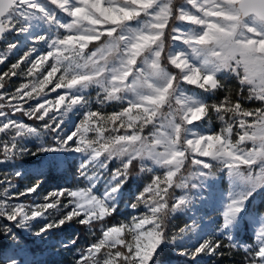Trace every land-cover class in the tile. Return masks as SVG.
I'll list each match as a JSON object with an SVG mask.
<instances>
[{"label": "snow or ice", "instance_id": "6c2138e0", "mask_svg": "<svg viewBox=\"0 0 264 264\" xmlns=\"http://www.w3.org/2000/svg\"><path fill=\"white\" fill-rule=\"evenodd\" d=\"M0 44V65L10 63L0 73V236L11 249L0 264H40L17 230L48 242L73 224L87 246L50 247L73 251L74 264H169L173 253L205 264L225 255L219 236L242 251L240 264H264V212L252 211L264 197V0H0ZM42 154L51 167L78 155L76 183L41 196L37 169L20 189L28 173L16 162ZM134 169L147 180L118 219ZM218 174L229 187L212 197L216 229L195 214L175 226ZM244 231L252 243L239 242Z\"/></svg>", "mask_w": 264, "mask_h": 264}, {"label": "rangeland", "instance_id": "374dc122", "mask_svg": "<svg viewBox=\"0 0 264 264\" xmlns=\"http://www.w3.org/2000/svg\"><path fill=\"white\" fill-rule=\"evenodd\" d=\"M10 39H11V37H10ZM2 50H3V48H0V51H2ZM23 50L24 49L21 48V52ZM19 54L20 53H17L16 55L12 56L10 59V62H15V60ZM9 66H10V63H8V62H6L4 65H0V73L8 71ZM22 67H23V65H22ZM25 82H26V77H24L23 75L13 77V78H11V80L6 79L5 88L8 91H14L16 87H18L19 85H21L22 83H25ZM54 96H55V93H52L49 98H53ZM68 119L72 122V123L68 124V129L70 130L72 128V124L78 120V117L73 115V114H69ZM26 122L33 123L32 121H26ZM216 125H217V122L213 121L212 126L215 127ZM44 139L46 141H50L51 135L50 134L46 135L44 137ZM36 143H38V142H36ZM28 147L33 148V150H34L33 143H29ZM38 161H40V164L36 163ZM16 163H17V166L21 169V171H26L28 174L30 172H34L37 169L43 170V169H46L50 166L48 159H47V156L43 155V154L40 156H35V157L24 156L23 158L19 159ZM79 163H80V158L78 155L69 154L68 158L66 160H63L61 165L58 168L60 170L67 169L68 167L73 168V171L75 172L77 178L79 179V177H78ZM116 163L117 162H113V164H111L112 166L110 165L109 167L113 168L116 165ZM3 170L4 171H11V169L8 168V166H4ZM0 178H3V177L0 176ZM146 180H147V174H144V175H142V177L140 179L137 180V182H141V186H142V184L144 182H146ZM33 182L34 181L31 178V176H28V177L25 176L17 184L19 185L20 189H23L24 187H27L28 185H30ZM137 184H139V183H137ZM209 184L211 185V187L206 186L203 190H197V191H202V200H203V202H202L201 198H197L195 201L196 209H198V211L196 209H194L193 212L189 213L188 215L179 214L184 218V220H185L184 223L185 222L190 223L191 221H190L189 217L193 214H195L198 218H202L203 224L206 225L210 230L216 229L217 225L221 222L219 213L213 210L212 197L216 193H218L220 191H224L226 188L229 187L228 179L226 176L221 177L218 174V176L215 180L209 181ZM52 190L53 189L50 188L48 185H42L41 196L47 194L48 192H50ZM137 191H138V188L136 189L134 194ZM256 200H257V198H256ZM21 201L31 203L32 197H28L27 199L22 197ZM126 208H128V207H126ZM128 209H129V212L132 214L134 210H132L131 208H128ZM77 227H83V226H80L78 224L66 226L64 229L59 230L57 232V235L52 237L48 242H45V241L41 240L40 238H37V237L31 235L27 231H23V230H17V231H18L19 237H20L19 242H20L22 247L29 250V246L31 244H29L27 242H31L32 245L34 244V245L40 247L34 253H30V251H29V254H30L29 258L30 259L38 261V262H40V264H74L75 254L73 251L60 249L57 252L56 250L52 249L50 247V245L59 239L68 240V239L76 238L78 248L86 247L87 244L92 239V237L89 235V233L87 231V233H86L87 239L80 238L78 231L75 229ZM66 228L75 229L76 231L74 232V234H72L70 231H66ZM85 230H87V229H85ZM217 235L219 236L218 232H217ZM219 238L222 242V250L225 252L224 257L226 258V261L227 262L230 261V264H240V261H241L242 256H243L242 251H229V250H227L226 248H224V245L228 244L226 236H219ZM5 240H6V242H8L10 244L9 240H7V239H5ZM24 240H26V241H24ZM239 242H240V240H239ZM218 257L219 256L206 258L205 261L210 260L212 263ZM210 261H209V263H210Z\"/></svg>", "mask_w": 264, "mask_h": 264}, {"label": "trees", "instance_id": "16d2710c", "mask_svg": "<svg viewBox=\"0 0 264 264\" xmlns=\"http://www.w3.org/2000/svg\"><path fill=\"white\" fill-rule=\"evenodd\" d=\"M3 47H4L3 44H0V48H3ZM231 86L235 87V83L232 82ZM36 163L40 164V161ZM43 171L45 172V176L42 178L44 181L43 185H48L52 189H56L58 187H70L73 184H75L76 181L78 180L75 172L73 171V168L71 167H68L67 169H64V170H60L58 167L49 166L48 168L43 169ZM33 173L34 172H30L26 177L32 176ZM133 176L134 178L130 180L129 183L125 187V190H124L125 191V201L122 202L120 205V216L118 217V219H124L131 214L129 212V209L125 207V203L131 202V199L134 196V192L136 191L137 188L141 187V182H137L138 179L135 178V169L133 170ZM21 180L22 178L19 180H16L15 183H19ZM252 211L254 213L264 212V197H259V196L257 197V200L253 202ZM184 221H185L184 218L181 215L177 214L176 218L173 220L172 223L177 227H183ZM75 229L78 231L80 238L87 239L86 238L87 230H85L84 227H77ZM75 229L66 228V231H70L72 234H74V232L76 231ZM251 236L252 234L250 231L241 232L240 238H239L240 243L242 244L252 243L253 241L251 239ZM27 243L31 244L29 246L30 253H34L37 249L40 248L39 246H36L34 244L32 245L31 242H27ZM8 245L9 243L6 242V240L2 236H0V249H3L4 251L10 253L11 249L8 248ZM209 261L210 260H206L205 264H230V261L227 262L224 256L223 257L219 256L212 263L211 261L209 263ZM169 264H186V260L185 258L178 257L175 255V253H173L171 255Z\"/></svg>", "mask_w": 264, "mask_h": 264}]
</instances>
